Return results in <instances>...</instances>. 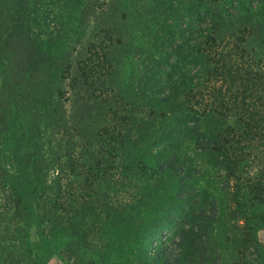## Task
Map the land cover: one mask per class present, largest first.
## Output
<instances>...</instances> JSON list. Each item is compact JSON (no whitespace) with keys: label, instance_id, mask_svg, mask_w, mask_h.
<instances>
[{"label":"trees","instance_id":"trees-1","mask_svg":"<svg viewBox=\"0 0 264 264\" xmlns=\"http://www.w3.org/2000/svg\"><path fill=\"white\" fill-rule=\"evenodd\" d=\"M1 188L0 264H264V0H0Z\"/></svg>","mask_w":264,"mask_h":264},{"label":"rangeland","instance_id":"rangeland-1","mask_svg":"<svg viewBox=\"0 0 264 264\" xmlns=\"http://www.w3.org/2000/svg\"><path fill=\"white\" fill-rule=\"evenodd\" d=\"M136 64L137 63H136V61L134 59H130V60L126 61V62H123V65H122V68H121V75H122V73H124L123 70H125V72H127V71H134L135 70V67H136ZM261 94L262 93H256V95H258V96L261 95ZM256 99H257V97H255L254 99L250 100V103L253 102V101H255ZM256 101H257V103L260 102L259 100H256ZM248 102H249L248 100H247V102L245 100L244 103H246L247 105L240 106L239 109H243V111L245 113L246 112H255V110H256L255 107H257V105H255L254 107H252L250 105V103H248ZM259 162H260V160L257 161V162L251 163L250 164V167L248 168L249 171H248L247 174H249V175L250 174H252V175L253 174H257L259 172V170H260ZM3 189L4 188H1L0 190H3ZM92 194H93V192L91 190V193L89 194V195H91V196H89L90 197V201L92 202L91 203V207H92V209H94L95 214H97V218L95 220H93V219L90 220L89 219L88 224L91 225V226H94V225L98 224L100 226L99 227L100 230H98V233H99V232L102 231V229H104L105 222H104V220L101 217L102 215L99 213L100 207H99L98 203L96 201H94L95 196H92ZM46 196L47 197H51L50 195L48 196L47 193H46ZM71 199H73V197ZM86 205H88V204H86ZM24 230H27V228L26 229L24 228ZM92 233H95V232L94 231L93 232H89L88 235H91ZM21 235H23V232H22V234L19 235V239L21 241H23ZM58 235L62 237V234H58ZM62 238H61V243L59 244V246L57 248H54L53 250H51L50 253L48 254L49 256H48V258H46L47 264H69L70 263V262H68L67 256L65 255V252L63 250V246H64L63 243L64 242L62 243ZM257 239L259 240V242L264 247V233L262 231H259L257 233ZM89 240H90V236L88 238V241Z\"/></svg>","mask_w":264,"mask_h":264}]
</instances>
